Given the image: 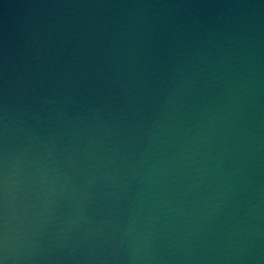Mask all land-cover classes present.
<instances>
[{
  "label": "water",
  "instance_id": "water-1",
  "mask_svg": "<svg viewBox=\"0 0 264 264\" xmlns=\"http://www.w3.org/2000/svg\"><path fill=\"white\" fill-rule=\"evenodd\" d=\"M0 264H264V0H0Z\"/></svg>",
  "mask_w": 264,
  "mask_h": 264
}]
</instances>
